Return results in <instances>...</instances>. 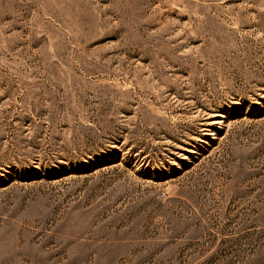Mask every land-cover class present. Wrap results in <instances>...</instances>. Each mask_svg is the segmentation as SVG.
Wrapping results in <instances>:
<instances>
[{"label":"rangeland","instance_id":"374dc122","mask_svg":"<svg viewBox=\"0 0 264 264\" xmlns=\"http://www.w3.org/2000/svg\"><path fill=\"white\" fill-rule=\"evenodd\" d=\"M0 264H264V0H0Z\"/></svg>","mask_w":264,"mask_h":264}]
</instances>
